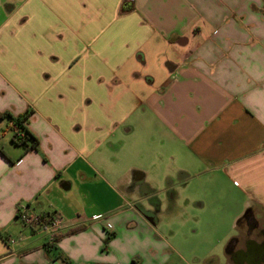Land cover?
Segmentation results:
<instances>
[{
  "label": "crops",
  "instance_id": "0c3cea01",
  "mask_svg": "<svg viewBox=\"0 0 264 264\" xmlns=\"http://www.w3.org/2000/svg\"><path fill=\"white\" fill-rule=\"evenodd\" d=\"M2 4L0 114L29 112L37 147L0 117V264H176L164 196L203 207L224 180V260L204 264H236L260 240L244 215L263 226L264 0ZM21 205L61 219L53 244Z\"/></svg>",
  "mask_w": 264,
  "mask_h": 264
},
{
  "label": "rangeland",
  "instance_id": "374dc122",
  "mask_svg": "<svg viewBox=\"0 0 264 264\" xmlns=\"http://www.w3.org/2000/svg\"><path fill=\"white\" fill-rule=\"evenodd\" d=\"M0 8H5V4ZM228 186L224 180L214 192L210 190L207 195H201L203 207L186 205L181 200L180 203H168L164 196L163 207L160 212H155L158 214L156 229L159 238L170 246L167 250L171 261L176 264H204L213 261L211 254L217 255L218 260H224L223 242L217 239L219 233L229 230L233 217V212L224 210L223 206ZM262 209L264 224V207Z\"/></svg>",
  "mask_w": 264,
  "mask_h": 264
},
{
  "label": "flooded vegetation",
  "instance_id": "af4514ba",
  "mask_svg": "<svg viewBox=\"0 0 264 264\" xmlns=\"http://www.w3.org/2000/svg\"><path fill=\"white\" fill-rule=\"evenodd\" d=\"M241 221L246 224V234L250 235L255 231L260 240L254 241L248 237L246 247L234 253L233 261L236 264H264V226H260V220L256 219L251 211L247 212Z\"/></svg>",
  "mask_w": 264,
  "mask_h": 264
},
{
  "label": "trees",
  "instance_id": "16d2710c",
  "mask_svg": "<svg viewBox=\"0 0 264 264\" xmlns=\"http://www.w3.org/2000/svg\"><path fill=\"white\" fill-rule=\"evenodd\" d=\"M28 116H29V112L18 114L16 116L12 115L10 112H3L0 114V117L2 118L6 117L8 119L7 125L13 133L12 140L14 142L36 149L37 147L36 137L27 129V127L23 123ZM42 215L45 218L44 224H42L43 226L49 223L54 217L52 213H45ZM109 239H110V235L104 240V243L106 244ZM55 241L56 239H54L52 242H49V244H53V242Z\"/></svg>",
  "mask_w": 264,
  "mask_h": 264
},
{
  "label": "built area",
  "instance_id": "2783aa9c",
  "mask_svg": "<svg viewBox=\"0 0 264 264\" xmlns=\"http://www.w3.org/2000/svg\"><path fill=\"white\" fill-rule=\"evenodd\" d=\"M16 215L20 221L27 225H41L44 224L45 218L42 214H36L29 212L25 205L18 206L16 210ZM61 226V219L54 216L53 219L45 224L43 227L46 228L49 232V242H52L56 239V236L59 234ZM9 242H14V238H8Z\"/></svg>",
  "mask_w": 264,
  "mask_h": 264
}]
</instances>
